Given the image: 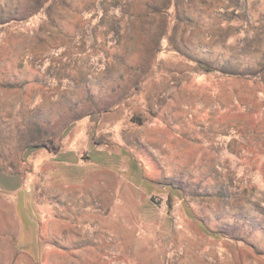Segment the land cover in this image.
<instances>
[{"label":"rangeland","instance_id":"1","mask_svg":"<svg viewBox=\"0 0 264 264\" xmlns=\"http://www.w3.org/2000/svg\"><path fill=\"white\" fill-rule=\"evenodd\" d=\"M45 1L0 0V169L39 229L0 194V264H264V0Z\"/></svg>","mask_w":264,"mask_h":264},{"label":"crops","instance_id":"2","mask_svg":"<svg viewBox=\"0 0 264 264\" xmlns=\"http://www.w3.org/2000/svg\"><path fill=\"white\" fill-rule=\"evenodd\" d=\"M60 153L64 158H66V160H68L71 155H72L71 157L73 158L76 157V154L65 156L63 155L65 154L64 152L60 151ZM50 154L53 155V152ZM49 167H51V165L46 167L47 175L50 176V172H52V176H54V172H55L54 169ZM22 179L23 178L19 172L9 173L7 171L3 172L0 169V194L11 201L10 202V206L12 208L11 211L13 214H15L18 237L20 238H23V235L26 234V232L28 233L27 236H29V234L37 235V233L39 232L38 224L37 225L35 223H34L35 225H32V223L30 224V220L27 217V212H26L29 210L27 207L33 204L32 194L28 190L31 189V187H33V183H36V180H33L32 178L23 183ZM10 194L11 195L14 194V196H10ZM26 203L28 205H26ZM29 224L31 225V228H28Z\"/></svg>","mask_w":264,"mask_h":264},{"label":"trees","instance_id":"3","mask_svg":"<svg viewBox=\"0 0 264 264\" xmlns=\"http://www.w3.org/2000/svg\"><path fill=\"white\" fill-rule=\"evenodd\" d=\"M54 1H56V0H46L35 11L36 12L42 11V12H44L46 14V11L48 9H50V6L52 5V3ZM178 4H180V0H167V6L166 7L167 8L168 7H171L172 8V6H173L174 9H175V13L177 14ZM159 10H160V8L157 9V11H159ZM35 11L34 12H31V13L23 14L22 17L21 16H18L17 13L10 14V15H14V16H11L10 20L11 21L28 20L30 17H32L31 15H33V14L36 13ZM203 15H204V12H203ZM188 19H189V21L195 22V24H196L197 21L200 24H205L203 21H200L199 19H194L192 16L190 18H188ZM201 27H202V25H201ZM198 61L200 62V64H206L207 66H209L207 62H204L202 60H198ZM211 69L218 70V71H220L222 73H226L228 75L229 74L230 75H232V74L238 75V74H241L242 73V72H239V70H228V69H222V70H220L217 67L209 68L208 70L210 71ZM251 75H255V74H251ZM31 144H33L35 146H47L51 150H54L56 152L60 149V145L57 144L53 139H49V138L39 137L37 140L33 141ZM221 234L222 235H226L227 233L221 232Z\"/></svg>","mask_w":264,"mask_h":264}]
</instances>
